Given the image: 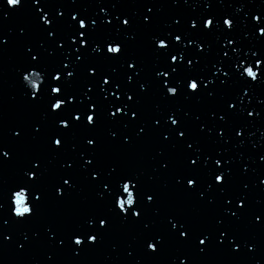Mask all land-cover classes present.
<instances>
[{
	"label": "water",
	"instance_id": "1",
	"mask_svg": "<svg viewBox=\"0 0 264 264\" xmlns=\"http://www.w3.org/2000/svg\"><path fill=\"white\" fill-rule=\"evenodd\" d=\"M37 8L43 10L41 14ZM57 11L64 14L63 19L56 18ZM73 14L97 22L91 40L80 51L79 41L75 47L68 43L70 36L75 38V22L70 20ZM41 15L54 21L52 38L47 35L52 29H45L40 22ZM146 15L150 18L148 24L144 23ZM253 15L261 17L259 23L252 21ZM117 18L128 19L129 25L122 28ZM224 18L234 22L230 32L223 28ZM204 19L214 21L212 31L199 26L190 29L191 22L202 25ZM261 27L264 0H40L39 4L22 0L14 10L7 7L6 0H0V40L7 41L0 46V148L11 153L7 160L0 157V264H180L181 260L185 264H264V185L260 183L264 180V67L254 68L261 78L257 83L240 79L235 71L241 63L247 67L264 58V37L257 35ZM168 34L183 37L178 45L165 41L171 44L170 52L177 55L180 64L173 82H184L175 98L166 96L162 80L156 77L157 70L167 67V59L156 52L152 43L153 37ZM228 39L234 43L228 45ZM111 41L124 45L119 58L104 52L106 42ZM57 43L63 44V49ZM197 44L203 52L197 51ZM222 45L228 52L226 59L221 58ZM96 46L101 47L99 54L91 51ZM31 55H37V61L30 65ZM130 60L136 62V72L127 68ZM188 60L193 61L190 69L184 67ZM62 64H68V70L75 73L65 85L73 103L52 114L48 84L50 75ZM214 64L230 74L227 83L221 86L219 78L223 77L217 73L215 83L206 91L188 94L187 80L204 77L207 84L213 79ZM30 67L39 72L38 77L24 72L29 80L23 83L20 70ZM89 69L95 74L89 76ZM128 76L133 77L130 83ZM103 78H108L109 84L101 91ZM29 81L40 87L43 99H28ZM142 84L146 86L144 92L140 91ZM208 92L213 95L209 97ZM125 93L133 96V101L128 102ZM229 100L242 110V115L227 109ZM129 104L139 110L136 119L108 118L109 111ZM89 105L94 107L96 126H87L83 118L73 124L71 116L88 114ZM249 111L251 117L247 116ZM170 112L176 114L174 118L186 132L183 140L178 141L172 132L164 141L163 136L174 127L164 120L154 126L155 120L162 116L166 119ZM220 116H226V120L221 122ZM61 119L71 124L67 131L58 127ZM141 128L144 131L137 136ZM238 129L242 131L239 138L235 135ZM14 131L22 133L19 139L13 137ZM218 132L224 133L222 138ZM110 133H115V138ZM53 137L63 138L61 149L52 147ZM125 137L128 144L123 142ZM86 139H94L95 147L89 148ZM185 141L194 142L191 150L186 149ZM197 156L199 163L189 167L188 160ZM206 157L220 159V170H227L229 176L223 195L213 186L200 199L196 192H204L214 179L212 172L217 171L211 159L205 164ZM86 159L94 160L90 168L84 167ZM32 161L40 163L41 178L34 187L42 199L35 215L17 221L11 215L9 194L26 181L24 172ZM112 168L116 169L113 181L123 174H135L140 178L142 193L154 194L151 204L143 199L139 202L143 209L140 221H122L110 211L111 197L107 193L104 200L98 198L100 181L90 182V173L99 170L107 178ZM179 176H198V189L185 191L177 186L175 179ZM61 177H71L74 187L58 199L55 188L61 184ZM240 196L246 197V206L238 218H232L230 212L237 211L236 198ZM226 198L233 203L225 205ZM209 199L213 203L209 204ZM258 214L259 224L255 223ZM97 216L108 217L109 227L100 230L95 246L74 255L70 242L60 245V240L70 236L78 225ZM171 217L189 225L190 241H181L172 233L168 223ZM97 225L94 222L88 231L95 233ZM222 230L240 238L238 252L233 253L226 240L222 247L216 243ZM201 233L210 234L212 241L203 253L196 242L197 237L203 238ZM4 236L10 240L5 241ZM156 236L163 241L153 255L146 246ZM248 247L253 250L249 252Z\"/></svg>",
	"mask_w": 264,
	"mask_h": 264
},
{
	"label": "snow or ice",
	"instance_id": "2",
	"mask_svg": "<svg viewBox=\"0 0 264 264\" xmlns=\"http://www.w3.org/2000/svg\"><path fill=\"white\" fill-rule=\"evenodd\" d=\"M34 4H39L40 0H33ZM22 3V0H6L7 7L9 9H16L18 6H20ZM41 8H37V13H42ZM104 9H101V12H103ZM152 11L151 8L148 9V12L150 13ZM63 13L57 11L56 18L63 19ZM119 24L122 28H126L129 25L128 19H120ZM261 17L258 15L252 16V21L254 23H259ZM70 20L72 22H75V33L73 34L75 38H72L71 36L68 38V43L71 44L73 47L77 44L79 41V49L77 51L83 50L88 41L91 40V34L96 28V20H89L87 17H81L78 19L76 14L71 15ZM40 22L43 24L45 29H52L47 31V35L49 38H52L54 36V21L46 18V15L40 16ZM104 23L106 25H111V21L105 20ZM144 23L148 24L150 23L149 16L144 17ZM178 23V22H177ZM223 28L226 31H231L234 27L233 20L229 18H224L222 21ZM201 27L202 30L205 31H212L214 26V21L212 19H204L202 25H198L196 22H191L189 24L190 29L195 30L197 27ZM82 30V31H81ZM23 34V31L21 32ZM257 35L260 37H264V27L258 28ZM182 35L176 34H168L164 37H153L152 43L154 45V48L156 52H158L161 56L165 57L167 59V67H165L162 71L157 70L156 71V77L157 79L162 80V88L165 91V94L168 98H175L178 93V89L182 83H184L182 80H175L173 82V77L176 76L178 71L180 70V64L178 63L177 55L172 54L170 52L171 44H180L182 42ZM166 40H170L171 44L166 43ZM7 43L5 40H0V46H3ZM228 45H232L234 42L232 39H228L227 41ZM57 47L63 49L64 45L57 43ZM196 49L198 52H203L204 49L201 48L199 44L196 45ZM221 58L226 59L228 58V52L223 50V45L221 46ZM93 53L99 54L101 52V47L96 46L91 49ZM236 49L233 48V52H235ZM31 52V50H29ZM104 52L107 56L113 57V58H119L123 52H124V45L122 42L119 41H111L106 42L104 47ZM253 57L257 56V53H252ZM81 59L80 55L76 56V60L79 61ZM183 59V57H181ZM37 61V55H31L30 57V65L33 62ZM198 63V61H197ZM219 63V61L217 62ZM193 65L192 60H188L187 63L184 65L186 68H191ZM264 67V58H258L255 60L254 65H250L245 67L243 63L239 65V67L235 70L240 79H246L249 82L257 83L260 81V75L257 71L254 70L260 69ZM127 68L133 72H136L137 64L135 61H128L127 62ZM69 65L68 64H62L59 69H56L51 75H50V83L48 84V90L47 95L49 97L50 102V112L52 114H56L60 112L62 109L66 108L68 105H71L73 103V96L67 91V88L65 85L71 80V78L74 76V71H69ZM214 71L212 72L213 79L208 80V83H204V77H191L187 80L186 83V91L188 94L195 95L197 93H203L207 90L209 85H212L215 83V79H217L216 74L220 73V76L223 78H219V83L221 86H224L227 83V80L230 79V74L227 72H222L220 67H216V65H213ZM24 72L30 73L34 76L38 77L39 72L33 71L32 68L22 69L20 70L21 73V79L22 81H28L29 75L24 74ZM94 70L89 69L88 75L92 76L94 75ZM138 74V73H137ZM133 77L128 76L127 80L130 83L132 81ZM63 81V82H62ZM167 81V82H163ZM172 83L173 86H169V84ZM109 84L108 78H103L101 83V91H103V86ZM118 87V86H117ZM90 91V89H89ZM140 91L144 92L146 91L145 85H140ZM41 89L38 87L35 83L31 82V89L28 91L27 96L30 101H36L38 99H43V96L40 95ZM247 95V92L244 93ZM209 97L213 95L212 92H208ZM125 97L128 102L133 101V96L128 95L125 93ZM187 99V96L185 97ZM106 99V98H105ZM115 99L117 101L120 100L119 96H116ZM227 109L233 113H239L243 114L242 110L237 109L236 104L229 100L226 102ZM127 109V111H125ZM138 109H134L129 105H125V108L116 107L115 111H109L108 112V118L111 120H116V118L119 116L121 119H128V120H134L138 116ZM131 112V116L128 115V113ZM86 115H72L71 116V122L73 124H79L81 119L83 118L84 123L87 126L95 127L97 124V119L94 118L95 111L94 107L92 105H89L87 108ZM253 113L251 111L247 112V116L251 117ZM176 116L175 113H168L167 118L164 119L162 116L160 119H157L154 121V126H157L160 124L161 120H164V123L168 124L170 123L173 127L168 133V135H164L163 139L164 141H168L169 138L172 135V132H175L176 139L183 140L186 132L185 130H182L180 127V124L178 122V118H174ZM221 122H224L226 120V116H220L219 117ZM58 127L60 129H63L67 131L71 124L66 122V119H61L58 123ZM127 127V125H125ZM36 131H39V129H36ZM144 129L141 128L140 132L137 133V136L141 135L143 133ZM201 131H203V128H201ZM20 131H14L13 137L16 139H19L21 136ZM110 135L115 138V133H110ZM218 136L221 138L223 137V132H218ZM236 137L242 136L241 130H236L235 132ZM63 138L62 137H53L51 140V145L55 149H61L63 147ZM124 144H128L130 141L127 137L124 138ZM193 143L185 141L186 149L191 150L193 148ZM85 144L89 148L95 147V140L94 139H86ZM196 151H199L197 149ZM219 155V154H218ZM11 156V153L9 151H6L2 148H0V157H3V159L7 160ZM83 158V157H82ZM211 159L209 157L205 158V164H207L208 160ZM264 159V158H262ZM94 163L93 159H86L84 160V167L90 168L92 164ZM199 163V157L197 156L196 159H189L188 160V166L194 168ZM211 163L215 165V169L217 171L212 172V175L214 176V179L211 184H209L204 192L197 191L196 195L200 199H204V194L209 191L213 186H216L217 191L223 195L226 191V178L229 176V172L227 170H220L221 169V160L220 159H211ZM225 164H227V161H224ZM69 168H71V165H69ZM162 168H167V164H162ZM40 163L38 161H32L31 167L24 172V175L27 177L26 181H22L21 183L17 184L13 189L10 190L9 194V204L11 207V215L13 218H15L17 221H25L30 219L33 215L36 214L38 210V206L40 204V201L42 199V196L37 194L36 189L34 187L35 183H38L40 180ZM116 172L115 168L111 169V172L107 178L103 177L101 172L99 170H93L90 173V182H97L100 181L99 187L101 191L98 193V198L101 200L105 199V193L109 197H111V204L112 207L110 208V211L117 213L122 221H127L129 218L134 221H140L141 216L143 213V209L140 207L139 202L141 199L145 203L151 204L154 201V194H146L142 193L141 186H140V178L136 176L135 174H123L120 175L119 178H117L115 181L112 179V175ZM71 177L64 178L61 177V184L58 185L55 188V196L58 199H63L68 191L74 187L72 183H70ZM186 181V183H184ZM33 182V183H29ZM175 183L177 186H182L185 191L198 189L199 184V177L198 176H179L175 179ZM261 185H264V180L260 181ZM27 189V193L25 191ZM111 189V191H109ZM123 197V198H122ZM246 197L240 196L236 198V209L237 211L230 212V216L232 218H238L239 212L243 211L245 208L244 200ZM208 203L211 204L213 201L211 199L208 200ZM225 205H231L233 203L232 199H225L224 201ZM22 205V209L21 206ZM3 208V205H0V209ZM94 222H98L97 230L95 233H90L88 229H91L93 227ZM261 222V214L256 215L255 217V223L259 224ZM168 223L171 225V231L174 235L178 237L181 241H190L192 239V229L189 227V225L186 222H182L179 219L175 217H171L168 219ZM218 223H220L218 221ZM179 226V227H178ZM109 227V218L106 216H97L95 218L89 217L87 220L83 222V224H80L77 226V229L67 237H64L60 240V245L63 246L65 241L70 242L73 248V254L79 255L80 251L85 250L88 246H95L99 242V236H100V230H104ZM145 228H147V225H144ZM201 236L203 238L197 237V248L198 250L203 253L205 252L208 247L211 245L212 241L210 239V234L201 233ZM3 239L5 241H9L10 237L4 236ZM27 239V238H26ZM51 239V237H50ZM225 240L229 245H231V251L233 253H236L240 250V243L242 241L238 236L231 235L227 231H220L219 238L216 240V243L219 246H224ZM163 238L156 236L147 241L146 250L148 253L155 255L159 250L160 246L162 245ZM208 241V244L205 242ZM204 245V248H200L199 246ZM253 250V247H248V251L251 252ZM51 259V257H49ZM175 264V262H173ZM180 264H185V260H181Z\"/></svg>",
	"mask_w": 264,
	"mask_h": 264
},
{
	"label": "clouds",
	"instance_id": "3",
	"mask_svg": "<svg viewBox=\"0 0 264 264\" xmlns=\"http://www.w3.org/2000/svg\"><path fill=\"white\" fill-rule=\"evenodd\" d=\"M237 11H240V9H237ZM24 83V81H22ZM29 83L31 84V81H29ZM25 86L28 88V86L25 84ZM29 89V88H28ZM30 90V89H29ZM22 209V205L20 206Z\"/></svg>",
	"mask_w": 264,
	"mask_h": 264
}]
</instances>
